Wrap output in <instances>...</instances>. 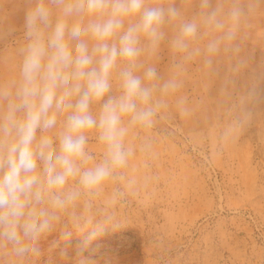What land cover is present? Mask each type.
Wrapping results in <instances>:
<instances>
[{
	"label": "rangeland",
	"instance_id": "obj_1",
	"mask_svg": "<svg viewBox=\"0 0 264 264\" xmlns=\"http://www.w3.org/2000/svg\"><path fill=\"white\" fill-rule=\"evenodd\" d=\"M149 2L173 4L181 16L164 26L154 52H142L138 73L153 66L156 83L174 79L180 87L156 93L164 106L151 127L129 130L127 166L61 214L39 255L19 257L0 240V264H264V0H211L219 30L204 23L201 0ZM33 3L0 0V88L19 81ZM49 6L55 16L59 7ZM188 20L198 35L177 51L171 41ZM212 41L219 50L209 55ZM88 150L103 156L94 134Z\"/></svg>",
	"mask_w": 264,
	"mask_h": 264
},
{
	"label": "clouds",
	"instance_id": "obj_2",
	"mask_svg": "<svg viewBox=\"0 0 264 264\" xmlns=\"http://www.w3.org/2000/svg\"><path fill=\"white\" fill-rule=\"evenodd\" d=\"M50 4L59 7L55 16ZM200 6L204 23L222 29L211 0ZM241 14L238 8L229 13L233 19ZM180 16L175 5L149 0H34L29 7L19 81L0 88V240L17 256L39 255L40 242L61 214L127 166L129 130L151 127L164 106L156 93L180 87L174 79L156 83L153 66L139 74L141 54L154 52L165 38L164 26ZM198 30L195 21H183L173 48L185 51ZM218 44H208L209 55ZM92 134L104 147L100 160L88 150ZM84 203L91 206L88 199ZM70 235L62 233L65 239Z\"/></svg>",
	"mask_w": 264,
	"mask_h": 264
}]
</instances>
